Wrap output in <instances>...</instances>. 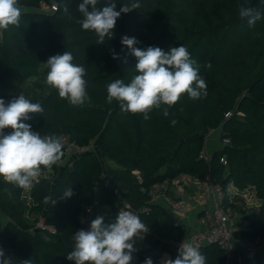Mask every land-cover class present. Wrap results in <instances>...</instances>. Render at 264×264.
<instances>
[{"label": "trees", "instance_id": "obj_1", "mask_svg": "<svg viewBox=\"0 0 264 264\" xmlns=\"http://www.w3.org/2000/svg\"><path fill=\"white\" fill-rule=\"evenodd\" d=\"M43 2H56L59 10L38 11ZM82 2L18 0L26 9L19 27L0 30V98L7 102L23 94L39 103L43 113H30L31 119L24 122L41 136H66L87 148L93 139L99 140V153L89 149L67 161L64 154L51 167L52 177L38 179L30 189H20L0 177V212L7 218L6 223L0 219V248L6 256L13 264L29 259L33 264H75L67 255L88 206L97 202L108 207L105 223H111L121 211L148 207L151 187L182 173L199 179L209 176L225 190L230 185L239 191L254 188L260 207L247 218L254 236H264V18L249 27L238 13L240 5L264 13V0H114L117 10L135 2L141 6L121 13L113 38H105L102 44L93 31L77 23L83 19L78 10ZM108 2L113 0H98L97 7L102 9ZM124 35L135 37L140 49L157 46L168 51L185 46L206 81V97L192 100L184 94L170 108H154L147 120L143 114L122 112L115 100L108 103L107 85L116 79L129 83L136 74V59L121 44ZM112 50L121 58L113 59ZM65 51L73 54L74 64L86 69L89 100L83 105L61 99L46 83L47 59ZM230 111L234 113L226 120ZM219 128L231 143L216 148L207 163L200 158L205 137ZM104 175L109 184H102L98 193ZM69 187L74 195L60 199ZM45 197L51 198L49 202ZM52 200L57 201L55 205ZM149 207V214L138 216L150 229L143 234L150 247L135 251L132 264H143L148 257L153 264H162L163 253L170 252L173 260L178 255L169 243L180 239L181 231L162 223L163 207ZM41 218L56 233L37 230ZM200 251L206 264H226L217 245ZM231 264H239L236 257ZM242 264L253 263L244 259Z\"/></svg>", "mask_w": 264, "mask_h": 264}, {"label": "clouds", "instance_id": "obj_2", "mask_svg": "<svg viewBox=\"0 0 264 264\" xmlns=\"http://www.w3.org/2000/svg\"><path fill=\"white\" fill-rule=\"evenodd\" d=\"M98 0H83L78 10L83 19L78 20L83 30L93 31L98 37L97 43H104L105 38L112 39L114 29L121 13L138 9V2L125 5L117 10L116 4L97 7ZM91 7V10L89 8ZM23 11L18 0H0V30H9L10 26L19 27ZM64 13L69 14L67 5ZM238 13L249 27L264 18L260 10L240 5ZM69 18H71L69 16ZM139 41L135 37L122 36L121 44L128 49V54L135 57V75L129 83L116 79L107 85V102H119L124 113L143 114L149 119V113L161 105L169 108L175 105L182 95L187 94L192 100H199L207 95L206 81L199 75V66L191 57L189 50L183 46L170 47L168 51L157 46L146 49L136 47ZM123 51V49H122ZM113 59L121 57L112 50ZM71 52L50 56L46 61V83L57 90L61 99H66L74 106L83 105L89 100L87 93L86 69L83 65L73 63ZM127 63V56L124 57ZM210 66V65H209ZM39 103H33L20 94L10 101L0 98V177L20 189H30L38 182L42 169L58 164L64 152L62 137L50 133L41 136L33 131L30 124V113H43ZM164 115H169L168 108ZM177 123L176 120L172 121ZM5 129H11L6 133ZM72 187L66 189L60 199L71 198ZM11 197V193H9ZM51 198L45 197V202ZM54 205L56 200L51 201ZM105 217L98 215L91 220L87 230L81 229L74 234L73 250L67 259L75 264H132L136 239L148 232V226L132 211L118 213L115 220L105 224ZM0 264H13L11 257L6 256L0 248ZM21 264H33L32 260ZM143 264H153L150 257ZM162 264H206V256L191 242L183 241L177 257L165 259Z\"/></svg>", "mask_w": 264, "mask_h": 264}, {"label": "built area", "instance_id": "obj_3", "mask_svg": "<svg viewBox=\"0 0 264 264\" xmlns=\"http://www.w3.org/2000/svg\"><path fill=\"white\" fill-rule=\"evenodd\" d=\"M40 8L43 13H55L59 10V5L56 2L51 4L43 2ZM233 113L227 112L225 119H229ZM213 140L218 141L221 145L219 148L231 143L228 136H223L222 128L211 129L205 137L200 154V158L207 163L212 154L209 144ZM62 142L65 147V161L90 149L70 141L66 136L62 138ZM221 162L225 166L228 164L225 158H221ZM134 173L139 175L137 171ZM170 192L176 195V199L170 205L172 212L176 215L172 225L182 233L180 239L176 238L169 243L175 252L178 253L183 241L191 242L199 250L209 245H217L224 253L226 264H231L235 257L239 264H242L244 259L253 264H264V236H254V230L247 218L253 208L260 207L254 204L256 196L252 189L239 191L230 185L225 190L221 184L213 182L209 176L199 179L182 173L174 178L155 183L149 192V206L156 205L160 200H168ZM149 206L134 213L149 214L151 212ZM98 208L97 202L86 208L85 216L81 219L82 229L87 230L90 227V222L95 219ZM191 214H195L196 217L188 221L191 219ZM184 221L188 225H185ZM194 221L201 226V229L190 234V226ZM36 229L56 233V229L45 224L42 218L37 223Z\"/></svg>", "mask_w": 264, "mask_h": 264}, {"label": "rangeland", "instance_id": "obj_4", "mask_svg": "<svg viewBox=\"0 0 264 264\" xmlns=\"http://www.w3.org/2000/svg\"><path fill=\"white\" fill-rule=\"evenodd\" d=\"M38 11L41 12V8H38L37 9ZM0 40H1V32H0ZM98 144H99V140L97 139H93V141L91 142V146H90V149L91 150H95L99 153V150H98ZM219 147L221 146L220 144L218 145ZM100 156V155H99ZM104 162V161H103ZM63 163V162H62ZM109 164H112L110 162H108ZM113 167H116V165L113 163L112 164ZM51 170V167L48 168V171ZM47 171H42L41 172V175L38 179H41V178H44V177H47V178H50L52 177V174H53V170H51L49 173H46ZM138 172V171H137ZM101 184H99L98 186V193L101 189V185L106 183V184H109V182L107 181L106 179V176L104 175V178L101 180ZM252 191L255 192L253 194H255L256 198L254 200V204L256 206H260V200L258 199L257 195H256V191L254 188H252ZM102 209V207H100ZM253 210H258L257 207L253 208ZM0 219L6 223L7 222V218L0 212ZM185 225H188L186 221L183 222ZM201 229V226L196 223L195 221L193 222V224L190 226V230H189V233L190 234H193L195 232H197L198 230ZM134 247L137 249V250H141V251H144L146 249H148L150 246H149V242L146 241L145 237L143 236L142 238L140 239H136V242L134 244ZM165 259H172V254L170 252H165L163 253L162 257H161V263L165 260Z\"/></svg>", "mask_w": 264, "mask_h": 264}, {"label": "crops", "instance_id": "obj_5", "mask_svg": "<svg viewBox=\"0 0 264 264\" xmlns=\"http://www.w3.org/2000/svg\"><path fill=\"white\" fill-rule=\"evenodd\" d=\"M218 145H219V143L216 140H213V141L210 142V144H209L210 148L209 149H210L211 153L216 148H219ZM51 170H52V168H51ZM46 171H47L46 173L50 172V171H48V169ZM191 194H192V191H191ZM167 199L168 200H166V201L165 200H160L156 205L161 206V207H163L166 210V215L162 218V223L163 224L172 225L174 220L176 219V215H174V213L172 212V210L170 208L171 207L170 205H172V201H174L176 199V195L170 192V194H168V198ZM100 207H102V206H99V208L97 210V213H96L97 215L95 216V218L98 215H103L105 217V219H106V217L108 215H110V209L108 207H105V206H103L102 209ZM195 217H196L195 214H191L190 215L191 219L188 220V221L194 220Z\"/></svg>", "mask_w": 264, "mask_h": 264}, {"label": "water", "instance_id": "obj_6", "mask_svg": "<svg viewBox=\"0 0 264 264\" xmlns=\"http://www.w3.org/2000/svg\"><path fill=\"white\" fill-rule=\"evenodd\" d=\"M24 9V8H23Z\"/></svg>", "mask_w": 264, "mask_h": 264}]
</instances>
